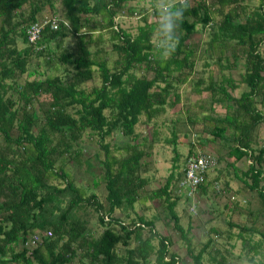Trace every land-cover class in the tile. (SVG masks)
Masks as SVG:
<instances>
[{
    "label": "trees",
    "instance_id": "obj_1",
    "mask_svg": "<svg viewBox=\"0 0 264 264\" xmlns=\"http://www.w3.org/2000/svg\"><path fill=\"white\" fill-rule=\"evenodd\" d=\"M154 4L0 0V264H177L172 238L156 230L157 219L184 244L192 264H204L203 252L213 242L209 233L219 231L209 226L206 241L194 251L190 223L183 226L174 207L180 193L185 201L194 193L207 197L211 182L213 195L226 193V174L259 203L252 209L230 197L222 204L241 217L226 221L228 229L236 228L227 229L226 238L237 237L245 253L255 256L263 249L258 254L264 259V139L258 137L264 125V0H190L175 52L164 62L163 36L152 34L149 21L159 22ZM125 16L138 20L133 33L116 21ZM35 23L40 28L30 40L26 31ZM238 58L243 72L236 82L222 71L236 68ZM197 60L204 68L215 63L219 77L199 74ZM192 75V91L205 94L208 104L198 98L201 113L185 120L200 129L190 131L184 155L176 150V130L164 139L172 152L168 173L149 189L145 173L157 132L147 137L135 125L177 104V88ZM238 83L244 88L234 95ZM113 133L123 140H105ZM83 136L96 143L91 157L80 143ZM199 152L215 159L217 172L208 180L206 169L188 194L178 182L186 158ZM75 171L88 176L77 181ZM223 174V185L215 189ZM99 185L101 200L93 191ZM146 201L156 202L151 217L142 213L152 207ZM87 207L103 227L97 236ZM207 252L208 264L225 263L216 247ZM253 255L250 262L264 264Z\"/></svg>",
    "mask_w": 264,
    "mask_h": 264
},
{
    "label": "rangeland",
    "instance_id": "obj_2",
    "mask_svg": "<svg viewBox=\"0 0 264 264\" xmlns=\"http://www.w3.org/2000/svg\"><path fill=\"white\" fill-rule=\"evenodd\" d=\"M61 10L59 8V5L57 4V14L56 16H60ZM117 23L125 28L128 29L130 32H134V27L137 25L138 20L135 16H125V17H117L116 18ZM149 21L152 23V34L155 36L158 31H155L157 22L155 21L154 17H150ZM205 37V36H203ZM197 36H193V39H196ZM21 44L19 43L18 46ZM108 49V46H105ZM260 50L262 51L264 55V43L261 45ZM203 60H197L195 64V70L199 72V74L203 75V77H206L208 73H210L215 78H218L219 76V68L217 65L213 62L209 64V67L204 68L202 67ZM242 59L238 58V66L236 68H231L227 70H223V73L230 74L232 78L238 82L240 78V74L243 72L242 68ZM151 74L147 73V76L149 77ZM194 75H192V78L189 80V82L185 84L179 85L177 88V91L179 93V101L177 104H175L172 107L165 106V110L163 114L159 115L155 120L150 121L148 123H137L135 125V131L139 132L141 135H145L147 137H150L153 130L157 132L156 139L157 141L153 144V147L151 149V155H150V161L148 162V165L146 166V175L149 177V182L147 183V187L149 189L154 188L161 184L165 178V176L168 173V167L170 164V157L172 156L171 152V145L166 144L164 139L171 136V131L176 130V137H178V142L176 143V150L180 154H185L187 151V144L185 143L187 139H193V136L191 134L192 131H199L200 125L195 124L194 126H190L189 123L185 120L187 114H200L201 111L198 110L196 107V103L198 102V98L202 99L204 101V105L206 106L208 103L207 98L204 97L205 94L202 95H196L192 91V81H193ZM244 88V85L241 83H238V87L232 91L234 95H238L239 92ZM202 96V97H200ZM191 131V132H190ZM183 133H185V138L183 137ZM117 134L113 133L111 137H107L105 140L111 142H118L119 140H123V138L116 136ZM205 136V134H201V137ZM263 140L264 139V125L261 126L259 130L258 137ZM81 145L84 146L85 152L91 157L92 154L97 150L96 143L94 140H88L86 137H82L81 139ZM199 151H210V148L202 147L197 145L196 146ZM201 148V149H200ZM197 149L196 152H197ZM211 153V152H210ZM99 158H102V152H99ZM149 158L146 160L148 161ZM93 165H95L94 158H91L90 161ZM241 162H238L237 164L241 167ZM222 164H219L220 167ZM97 170V168H95ZM223 170V169H222ZM216 169L213 166L212 168H209L206 171L207 179L211 180L212 176L216 174ZM224 172H226L224 170ZM84 175V178L88 176V174L85 173V171H81L79 174V171H75V179L77 181L81 176ZM88 179V178H87ZM225 180L228 182L229 186L226 193L217 192L218 195H213L211 193V190L214 189V186L212 182L208 186L207 191V197H199L196 193L193 194L192 197L188 198L185 201L184 196L180 193L179 194V200L176 203L174 209L177 212L179 216V220L183 226L187 225V222L190 223V232L189 236L192 239L193 244V250L197 251L199 247L206 241L207 238V228L209 226H214L219 231V236L214 233H209V236L213 239V242L207 247V249L203 252L202 259L204 264H208L209 261L207 258L209 257L207 251H211L213 247H216L224 256L225 263L224 264H256L254 262H250L248 260V257L250 255L255 254L254 252H248L245 253L244 249L241 247V242L237 237H232V239L226 238V221H232V222H238L241 220V217L238 216L236 213H232L231 211H227L222 204L227 201L228 198L233 197L234 201H237L241 204H247L249 203V206L252 209H256L259 206L258 200L256 199V195L253 192L245 191L246 193L243 194L240 192V186L239 182L236 178H234L232 175L225 177ZM83 184L86 183L85 179H83ZM219 185L215 188L222 186L224 183V174L218 181ZM89 186V185H88ZM92 189L90 188L89 191ZM97 195L99 196L100 200L102 199V196L104 194V189L101 185H99L96 189L93 190ZM207 198V199H206ZM156 202H149L146 201L144 205H149L151 208H144L142 210V213L145 216L151 217V215L156 212L154 211L153 205ZM194 204L193 206H189V204ZM139 204L141 205V201H137L134 203L135 208L139 212ZM138 207V208H137ZM191 208V209H190ZM87 214L86 216L89 218V225L95 230L94 235L97 236L100 231L103 229L101 225H99L95 219V214L89 210V208H86ZM183 209L190 212V217H187V214L183 212ZM208 210H212L211 212ZM207 211V212H206ZM216 212H219V215L215 214ZM114 215H120L117 210L114 211ZM209 216H212V218L209 221H206ZM155 228L159 231L160 234H165L170 236L172 239V246L171 248L176 252L177 256L180 258V260L177 262V264H192L189 258L185 255L184 250V244L181 243L179 239L176 238L174 232L169 227H165L163 223L160 220H155ZM228 231L236 232V228L232 227L229 228ZM257 238V237H255ZM231 245H230V244ZM258 253H263L258 252ZM258 253L257 255H253L254 261L261 260L264 263V259L262 256H260ZM259 255V256H258Z\"/></svg>",
    "mask_w": 264,
    "mask_h": 264
},
{
    "label": "clouds",
    "instance_id": "obj_3",
    "mask_svg": "<svg viewBox=\"0 0 264 264\" xmlns=\"http://www.w3.org/2000/svg\"><path fill=\"white\" fill-rule=\"evenodd\" d=\"M158 4L159 22L155 31L161 32L163 36L161 58L164 62L175 52L179 37L181 24L185 12L190 7V0H155L154 7Z\"/></svg>",
    "mask_w": 264,
    "mask_h": 264
},
{
    "label": "built area",
    "instance_id": "obj_4",
    "mask_svg": "<svg viewBox=\"0 0 264 264\" xmlns=\"http://www.w3.org/2000/svg\"><path fill=\"white\" fill-rule=\"evenodd\" d=\"M38 24L32 25L27 29L28 38L33 40L39 30ZM215 164V159L206 153H197V155H190L186 158L184 163V171L181 179H179L178 186L185 188L187 193L195 189V187L203 180V174L206 169Z\"/></svg>",
    "mask_w": 264,
    "mask_h": 264
}]
</instances>
